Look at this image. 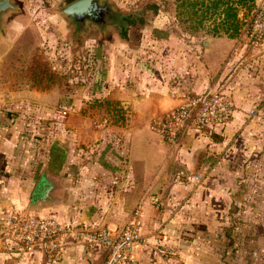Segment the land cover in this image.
<instances>
[{
  "label": "crops",
  "instance_id": "1",
  "mask_svg": "<svg viewBox=\"0 0 264 264\" xmlns=\"http://www.w3.org/2000/svg\"><path fill=\"white\" fill-rule=\"evenodd\" d=\"M17 2L20 12L0 35V58L19 18L44 9L34 0ZM254 2L264 7V0ZM139 26L102 41L92 54L88 86L78 87L91 102L81 99L66 122L49 121L44 86L27 89L29 102L0 101V264L105 262L101 250L70 236L54 260L41 246L21 253L5 235L9 215L20 209L111 230L138 210L142 238L133 264H264V149L254 132L264 127V42L246 45L244 31L234 39L170 31L141 39ZM206 88L234 103L223 129L189 132L175 144L150 131L154 117ZM45 170L60 181L58 199L32 206Z\"/></svg>",
  "mask_w": 264,
  "mask_h": 264
},
{
  "label": "rangeland",
  "instance_id": "2",
  "mask_svg": "<svg viewBox=\"0 0 264 264\" xmlns=\"http://www.w3.org/2000/svg\"><path fill=\"white\" fill-rule=\"evenodd\" d=\"M73 1L34 0V3L44 6L43 11L32 12V10L19 18L20 26L18 30L11 31L8 37V45L4 48L5 55L0 58V101L21 100L29 102L31 95L26 93L28 88H36L37 90L43 86L47 89L50 88L49 107L51 113L49 114V121L60 124L75 116L74 107L81 99L85 102L91 100L90 97L85 99L78 87L88 86L86 75L93 66L94 56L92 54L97 53V49L103 43L102 41L105 43V40L119 36L115 31L105 37L106 39L98 37L95 33H90L86 39L75 46L70 36V27L58 14L65 5ZM111 1L117 8L126 13L140 12L143 24L139 27H142V31H144V36L140 37L141 39L164 37L167 36V31H170L169 35L172 36H181V33L187 36L204 34L203 31L190 34L182 30L174 18V0ZM254 11L247 17L246 21L249 24H246L240 31V34L244 31V43L252 48L261 45L255 46L250 40L249 25L252 23ZM155 23L158 27L151 28ZM172 24L174 32L171 29L165 30L167 26ZM205 35L211 34L205 33ZM263 42L264 38L261 43ZM90 100L89 102H91ZM63 107L67 110L70 108V110L67 116L62 119L58 117V112L62 111ZM84 113L93 116V113L91 114L87 110ZM261 114H264V111ZM249 116L251 115L249 114ZM254 132L258 134V137L262 135L264 138V127ZM258 137L256 143L258 150L261 151L264 149V139L259 137L258 140ZM261 168L264 170V166Z\"/></svg>",
  "mask_w": 264,
  "mask_h": 264
},
{
  "label": "built area",
  "instance_id": "3",
  "mask_svg": "<svg viewBox=\"0 0 264 264\" xmlns=\"http://www.w3.org/2000/svg\"><path fill=\"white\" fill-rule=\"evenodd\" d=\"M250 40L255 46L264 38V7L255 9L250 25ZM234 103L223 91L206 88L193 96H186L179 104L161 116L154 117L149 129L162 140L175 144L189 132L212 134L223 129L233 118ZM67 109L58 112L67 116ZM250 115L255 109L250 110ZM201 180L200 174L194 175ZM7 240L16 244L21 253L41 246L50 260L56 259L64 236L75 238L105 255L104 264H133L132 250L141 243V222L136 210L119 230L88 227L80 223H66L54 217H44L27 210L12 212L6 221Z\"/></svg>",
  "mask_w": 264,
  "mask_h": 264
},
{
  "label": "water",
  "instance_id": "4",
  "mask_svg": "<svg viewBox=\"0 0 264 264\" xmlns=\"http://www.w3.org/2000/svg\"><path fill=\"white\" fill-rule=\"evenodd\" d=\"M20 12V6L17 0H0V35L5 33V21L8 17ZM138 11L126 13L117 8L111 0H74L65 5L58 14L66 21L70 27V36L75 46L83 39H86L90 33H95L100 38H105L113 31L120 33L130 29V18L137 16ZM208 40L203 42V47L208 49ZM159 182L152 195L158 194L162 186ZM60 190V181L48 174L45 170L31 196V205L36 206L39 203L52 205L51 200H57ZM28 212L36 213L32 209Z\"/></svg>",
  "mask_w": 264,
  "mask_h": 264
},
{
  "label": "trees",
  "instance_id": "5",
  "mask_svg": "<svg viewBox=\"0 0 264 264\" xmlns=\"http://www.w3.org/2000/svg\"><path fill=\"white\" fill-rule=\"evenodd\" d=\"M254 9V0H174V18L183 31L190 34L203 31L228 39L240 35ZM240 13H243L241 18Z\"/></svg>",
  "mask_w": 264,
  "mask_h": 264
},
{
  "label": "flooded vegetation",
  "instance_id": "6",
  "mask_svg": "<svg viewBox=\"0 0 264 264\" xmlns=\"http://www.w3.org/2000/svg\"><path fill=\"white\" fill-rule=\"evenodd\" d=\"M136 15H140V13H135ZM137 16V17H138ZM136 16H133L132 18H130V21H129V23H130V26H136V25H142L143 23H142V17H141V15L139 16V18H137ZM131 28V27H130ZM129 30V29H128ZM128 30H126V31H128ZM126 31H123V32H120V36H121V38H124V36L126 35L125 33H127Z\"/></svg>",
  "mask_w": 264,
  "mask_h": 264
}]
</instances>
